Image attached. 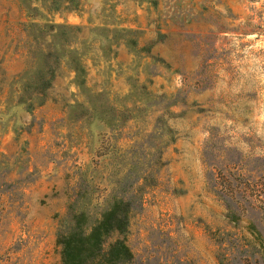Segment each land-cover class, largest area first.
<instances>
[{"label": "rangeland", "instance_id": "obj_1", "mask_svg": "<svg viewBox=\"0 0 264 264\" xmlns=\"http://www.w3.org/2000/svg\"><path fill=\"white\" fill-rule=\"evenodd\" d=\"M81 243L264 264V0H0V264Z\"/></svg>", "mask_w": 264, "mask_h": 264}, {"label": "trees", "instance_id": "obj_2", "mask_svg": "<svg viewBox=\"0 0 264 264\" xmlns=\"http://www.w3.org/2000/svg\"><path fill=\"white\" fill-rule=\"evenodd\" d=\"M114 209L112 211H114ZM116 214H118V211L111 213L109 217H112V219L116 220L115 218ZM124 218L126 220L125 222V226H126L128 223V215L126 213L124 215ZM89 249H90V246L88 248V246L84 245L83 243H81L80 245L67 244V246H65L64 251H63V260L61 264H86L88 256H89L87 254V252L90 251ZM109 260L110 259H107L108 263H109Z\"/></svg>", "mask_w": 264, "mask_h": 264}]
</instances>
